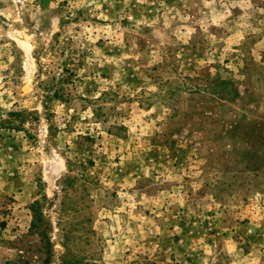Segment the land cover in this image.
I'll use <instances>...</instances> for the list:
<instances>
[{
  "label": "rangeland",
  "instance_id": "obj_1",
  "mask_svg": "<svg viewBox=\"0 0 264 264\" xmlns=\"http://www.w3.org/2000/svg\"><path fill=\"white\" fill-rule=\"evenodd\" d=\"M46 261L264 264V0H0V264Z\"/></svg>",
  "mask_w": 264,
  "mask_h": 264
},
{
  "label": "trees",
  "instance_id": "obj_2",
  "mask_svg": "<svg viewBox=\"0 0 264 264\" xmlns=\"http://www.w3.org/2000/svg\"><path fill=\"white\" fill-rule=\"evenodd\" d=\"M63 73L64 74L61 76V78L58 79V81L55 85L48 87L47 96H46L47 101H51V100L65 101L66 100L64 88H65V84L69 83V81L71 79L70 68H68L67 66H64L63 67ZM31 210L33 213L32 229L35 231H40V227L42 225L43 218H42V214H41L40 209H39V202L38 201L35 202L31 206ZM45 240H46V238H45V236H43L42 242L44 243V246L47 247ZM49 262L50 261H46V264H49ZM36 263H37V261H36Z\"/></svg>",
  "mask_w": 264,
  "mask_h": 264
}]
</instances>
